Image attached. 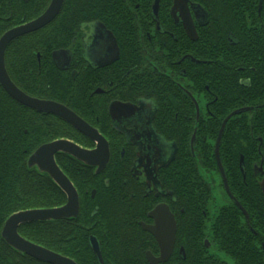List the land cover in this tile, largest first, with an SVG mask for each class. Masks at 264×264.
Instances as JSON below:
<instances>
[{"label":"flooded vegetation","instance_id":"1","mask_svg":"<svg viewBox=\"0 0 264 264\" xmlns=\"http://www.w3.org/2000/svg\"><path fill=\"white\" fill-rule=\"evenodd\" d=\"M228 132L251 207L223 162ZM263 178L264 0H0V264H59L14 232L75 264H230L214 246L236 264L216 240L235 208L264 259ZM216 181L227 202L212 210Z\"/></svg>","mask_w":264,"mask_h":264},{"label":"trees","instance_id":"2","mask_svg":"<svg viewBox=\"0 0 264 264\" xmlns=\"http://www.w3.org/2000/svg\"><path fill=\"white\" fill-rule=\"evenodd\" d=\"M229 132L224 136V140L222 141V152H223V162L224 165L228 171L230 181L235 186L237 183L246 184L249 186L250 192L246 193V191H238L232 188L239 197V200L245 204L246 206L251 207L253 204V201L255 199L253 195V182L251 181V178L248 176L246 182H242L241 174L237 167V160L234 159L231 156V151H229L228 146L233 145L234 149L233 151H238L237 148V142L232 143L235 141L236 137L228 136ZM248 149H244L246 151ZM243 151V150H242ZM184 159V156L181 158V160ZM210 164H214V161L208 160ZM181 185L187 184H193V179L190 181L189 177H183L180 181ZM195 186V184H193ZM244 186L247 189V186ZM200 189L196 187V193L199 194ZM260 221H256L253 226L255 229L259 232H264V198L262 194H260ZM220 218L217 222V225L220 226L219 231H217L218 235H221L220 237L217 236L216 240L220 244L223 249L227 251V253L234 259L236 264H264V259L262 256V253H258L253 250L251 245H244L243 240L248 241L249 237H243L241 234L243 231H248V228L246 225L241 223L240 220V211L239 209L235 208V213H233V221L231 223H228L227 226H225V223H219ZM260 261V262H258Z\"/></svg>","mask_w":264,"mask_h":264},{"label":"water","instance_id":"3","mask_svg":"<svg viewBox=\"0 0 264 264\" xmlns=\"http://www.w3.org/2000/svg\"><path fill=\"white\" fill-rule=\"evenodd\" d=\"M44 17H47V16H44ZM41 20L43 21V19H41ZM52 110L54 112H58L60 115H62L64 117H66L72 124H74L78 128L84 129L87 126V124L83 121V119H81L79 116H77L74 112H72L68 108H63L62 106H60L58 104L52 103ZM242 110L243 109L235 111V112H239V111H242ZM230 116H228L225 119V121H224V123L222 125V128L220 130L219 139H218L217 147H216V150H217L218 153H219V143H220V140H221V136H222L225 124H226L227 120L230 118ZM92 136H93V134H92ZM56 145H57V143H53L52 145H48V146H43L37 152V154H35V156H33V158H37L39 156H43L46 153V151L51 150V149H55ZM59 146L61 148H63V149H66L65 144H63L64 147L61 145V143H60ZM68 150L70 152H78V153H75V154H77L79 156L82 155L81 153L86 152V151H82L81 152L80 150H73L72 148H69ZM85 156H86V154H85ZM219 162H220V170H221L224 182H225V184L227 186L226 175H225V172H224L223 166L221 165V161L220 160H219ZM48 170L51 172L52 176H54L61 184H64V182H66V180H67L66 177L63 176L62 172L59 170V168H57L55 163H54V166L52 168L50 167V169H48ZM69 184L71 185V183H69ZM261 187H262V190H263V193H264V178L261 181ZM71 191L72 190L70 188V192ZM235 201H236V203L239 204L238 200H235ZM74 206H75V202L71 198L70 205L65 207V208H60V209H56V210L36 209V210H32V211H27V212H21V213L14 214L7 221L6 229L8 230L10 228H15L20 222H24V221L42 220V219H46L48 216H51V215L61 216L66 211L70 212L71 209ZM11 238H12V240L14 239L15 244H17L21 248H24L22 250H24V251L36 256L39 259L54 261V262H57L59 264H75L73 261H69V260H67L65 258L64 259L62 258L61 260H59V259L56 260L55 259V255L56 254L51 253L50 251H48L47 249H45L42 246H39L37 244H31L29 242H26V241L22 240L21 238L18 237V235L15 232L13 233Z\"/></svg>","mask_w":264,"mask_h":264},{"label":"rangeland","instance_id":"4","mask_svg":"<svg viewBox=\"0 0 264 264\" xmlns=\"http://www.w3.org/2000/svg\"><path fill=\"white\" fill-rule=\"evenodd\" d=\"M217 179V177H216ZM227 202L223 189L219 186V181H216L213 186V199L210 201V208L216 210ZM213 252L218 254L221 258L227 260L230 264H234L232 259L224 252L219 250L216 246L212 248Z\"/></svg>","mask_w":264,"mask_h":264}]
</instances>
